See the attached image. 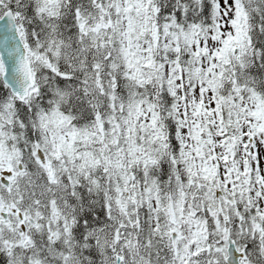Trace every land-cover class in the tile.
I'll return each mask as SVG.
<instances>
[{
	"label": "snow or ice",
	"instance_id": "1",
	"mask_svg": "<svg viewBox=\"0 0 264 264\" xmlns=\"http://www.w3.org/2000/svg\"><path fill=\"white\" fill-rule=\"evenodd\" d=\"M0 264H264V0H0Z\"/></svg>",
	"mask_w": 264,
	"mask_h": 264
}]
</instances>
